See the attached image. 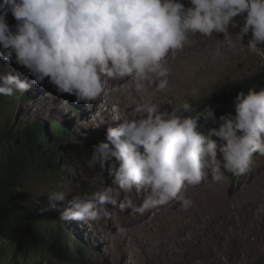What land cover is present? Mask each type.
I'll return each instance as SVG.
<instances>
[{
	"label": "rangeland",
	"instance_id": "rangeland-1",
	"mask_svg": "<svg viewBox=\"0 0 264 264\" xmlns=\"http://www.w3.org/2000/svg\"><path fill=\"white\" fill-rule=\"evenodd\" d=\"M171 4L55 0L5 37L0 104L14 111L0 122H40L52 141L59 121L73 138L57 147L83 146L59 182L40 173L21 185L48 229L75 238L78 264H264V122L239 164L241 138H208L190 121L216 89L264 68V0H174L161 19ZM96 89L86 117L79 98L90 106Z\"/></svg>",
	"mask_w": 264,
	"mask_h": 264
},
{
	"label": "trees",
	"instance_id": "trees-1",
	"mask_svg": "<svg viewBox=\"0 0 264 264\" xmlns=\"http://www.w3.org/2000/svg\"><path fill=\"white\" fill-rule=\"evenodd\" d=\"M54 2L0 0V31L3 32L0 62L3 61L5 37L12 29L20 27L21 18L24 23L30 16L45 19ZM172 3L161 11V19L166 20L173 15L174 0ZM63 40L66 41L65 38ZM64 45L69 46L67 43ZM9 92H2L3 101L8 99ZM11 107L12 104H0L1 116L4 113L10 115ZM15 110H18V117L20 109ZM193 114L190 121L195 130H202L206 137L223 142L241 138L240 164L246 158L243 149L250 147V131L256 124L264 122V68L250 77L222 85L206 97ZM11 123V116L0 122V264H19L21 261L28 264L32 255L40 263L58 259L64 264H78L81 252L75 238L62 237L60 227L48 229L42 208L27 203L28 193L21 185L40 173L59 182L64 172L62 168L70 165L68 159L78 154L74 149L83 151V146L57 147V143L73 138L71 129L59 121H52V141H49L50 133L40 122L20 129ZM242 132L243 136H238ZM64 155H69L65 161Z\"/></svg>",
	"mask_w": 264,
	"mask_h": 264
},
{
	"label": "bare ground",
	"instance_id": "bare-ground-1",
	"mask_svg": "<svg viewBox=\"0 0 264 264\" xmlns=\"http://www.w3.org/2000/svg\"><path fill=\"white\" fill-rule=\"evenodd\" d=\"M49 87H50V85H48ZM40 89V88H39ZM74 90H76V89H71L70 90V93L73 95L74 94ZM99 92V89H96V90H94L93 92H92V94L90 95V93H89V99H90V101H91V104H90V106H87L86 107V104L83 102L84 101V98L85 97H88V95L85 93V95H81V97L79 98V101H78V104H79V106L80 107H84L85 108V110H84V113H85V115H86V117H90L91 115H93L97 110H99V107H100V101H101V99L100 98H98L97 96H95L97 93ZM118 92L119 93H121V92H123V90L122 89H119L118 90ZM83 93V92H82ZM107 101H109V99H106V102ZM160 203V202H159ZM169 202H164V204H161V205H163V206H167V204H168ZM169 206V205H168ZM167 206V207H168ZM166 207V209L168 210V208ZM173 207V204H172V206L169 208V210L171 209ZM164 210H165V208H164ZM166 212V211H165ZM169 212V211H168ZM164 213V212H163ZM260 213V212H259ZM258 214V213H257ZM261 214V213H260ZM89 216V215H88ZM91 214H90V216H89V218H91ZM146 216H147V212L142 216L143 217V219L144 218H146ZM257 216V215H256ZM258 216H259V214H258ZM257 218V217H256ZM131 219V218H130ZM128 220V219H127ZM253 220V219H252ZM140 220L137 218H133V219H131V220H129L128 222H127V224L126 225H131V226H133V225H135L136 224V226H138L137 225V223L139 222ZM149 221V220H148ZM90 224H92V223H90V222H85V226L86 227H88L89 228V226H90ZM82 225H84V223H82ZM149 226V223H146L145 224V226ZM142 226H144V225H142ZM144 226V227H145ZM143 227V228H144ZM129 228H131V227H129ZM137 228V227H136ZM136 228H132V229H126V230H124V231H122V233L120 234V236L119 237H125L126 235H129V234H134L135 233V230H136ZM146 229V228H145ZM138 230V229H137ZM140 230H142V228H140ZM143 231V230H142ZM145 231V230H144ZM137 233V232H136ZM134 234V235H137V234ZM142 234V233H141ZM127 237V236H126ZM127 254V251H125V255ZM157 255V254H156Z\"/></svg>",
	"mask_w": 264,
	"mask_h": 264
},
{
	"label": "water",
	"instance_id": "water-1",
	"mask_svg": "<svg viewBox=\"0 0 264 264\" xmlns=\"http://www.w3.org/2000/svg\"><path fill=\"white\" fill-rule=\"evenodd\" d=\"M13 111H14V110H13ZM4 114H6V113H4ZM4 114H3V115H4Z\"/></svg>",
	"mask_w": 264,
	"mask_h": 264
},
{
	"label": "clouds",
	"instance_id": "clouds-1",
	"mask_svg": "<svg viewBox=\"0 0 264 264\" xmlns=\"http://www.w3.org/2000/svg\"><path fill=\"white\" fill-rule=\"evenodd\" d=\"M91 230V229H90Z\"/></svg>",
	"mask_w": 264,
	"mask_h": 264
}]
</instances>
